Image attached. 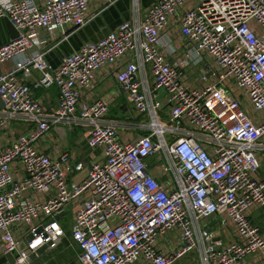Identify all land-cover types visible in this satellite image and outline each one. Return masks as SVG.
Returning a JSON list of instances; mask_svg holds the SVG:
<instances>
[{"label":"built area","instance_id":"1","mask_svg":"<svg viewBox=\"0 0 264 264\" xmlns=\"http://www.w3.org/2000/svg\"><path fill=\"white\" fill-rule=\"evenodd\" d=\"M95 1L0 0V20L18 33L0 47V65L14 62L0 75V133L11 121L32 125L0 147V257L29 264L55 249L65 237L58 217L70 208L80 253L69 264H264V0H157L142 21L52 66L38 32L80 30ZM172 20L179 49L166 34ZM198 65L205 73L189 84ZM104 68L132 108L134 137L106 122L107 101H83ZM32 71L58 91L50 115L16 77ZM75 127L87 166L37 149Z\"/></svg>","mask_w":264,"mask_h":264},{"label":"crops","instance_id":"2","mask_svg":"<svg viewBox=\"0 0 264 264\" xmlns=\"http://www.w3.org/2000/svg\"><path fill=\"white\" fill-rule=\"evenodd\" d=\"M157 0H137L135 5L133 0H115L112 5H106L102 0H96L89 7L88 23L78 31L65 29L62 34L59 30L51 33L40 30L38 33L46 42L42 51L45 59L52 66H57L61 59L73 52L78 51L82 45L89 42L97 41L108 33L115 31L123 22L133 23L142 21L146 15L148 8ZM40 4L42 0H35ZM166 34L176 40V46L179 49L180 39L178 38L177 22L171 21L170 28ZM11 36L5 20H0V47L9 43ZM35 48L31 47L26 54L34 53ZM126 62L121 60L117 65L121 66ZM14 70V62L9 61L0 65V75L9 74ZM113 68H104L97 72L95 83L89 92H84L83 101L92 102L94 100H105L109 104V110L105 117L106 122L121 125V119L126 118L134 126L133 111L125 99V95L115 82ZM16 77L26 83L32 90L34 98L44 107V113L50 115L57 106L59 94L55 87L44 88L39 83V74L32 71L25 76L22 72L16 73ZM196 74L189 73L188 83L195 85ZM1 111V110H0ZM127 116V117H126ZM127 124V123H125ZM32 125L29 122L19 119L11 121L8 128L0 133V147L3 141L11 137H17L27 131ZM122 127L118 126L117 130L123 137L130 138L131 135L124 133ZM37 149L50 156H57L60 152H68L72 160L82 161L85 166L90 163V155L86 149L83 137V129L75 127L62 142L55 132L43 137L36 144ZM99 155V152H96ZM84 172L75 175L83 176ZM70 215L71 209H66L59 217V221L64 229L65 237L58 243L55 249L42 248L38 251L37 257H31L29 264H69L73 262L80 253L75 243L70 238ZM264 233V226L262 227ZM228 239V236L223 237ZM163 248V247H161ZM188 259V258H186ZM189 259L184 264H188Z\"/></svg>","mask_w":264,"mask_h":264},{"label":"rangeland","instance_id":"3","mask_svg":"<svg viewBox=\"0 0 264 264\" xmlns=\"http://www.w3.org/2000/svg\"><path fill=\"white\" fill-rule=\"evenodd\" d=\"M205 70H206V66H203V65H198V66H196V67H193V69H192V71L197 75V74H204L205 73ZM161 98L163 99V104H164V101H166L165 99H166V96L164 95V94H161ZM166 103V102H165ZM127 117V116H126ZM119 121H121V123H124V124H119L118 126H120V127H122L121 128V130L124 132V133H128V134H130L132 137H134V136H136V135H138V131L136 130V126L134 125V126H131V125H128V123H130V121L129 120H126V118H123V119H121V120H119ZM160 121L161 122H163L164 120H163V118L161 117L160 118ZM125 123H127V124H125ZM259 159H260V157H258ZM162 160H163V162H165V160H164V158L160 155L159 156V161L160 162H162ZM152 162V165H154L156 162H155V160L154 161H151ZM156 170L157 169H154V173H156ZM187 257H185V258H183V259H181V260H179L177 263H175V264H184L185 262H186V260H188V259H186Z\"/></svg>","mask_w":264,"mask_h":264},{"label":"water","instance_id":"4","mask_svg":"<svg viewBox=\"0 0 264 264\" xmlns=\"http://www.w3.org/2000/svg\"><path fill=\"white\" fill-rule=\"evenodd\" d=\"M6 23H7V27L9 29V33H10V36H11V40H14L17 38L18 36V33L17 31L14 29V27L9 23V21L5 20ZM209 76V75H208ZM0 110H3V104L0 100ZM61 216V215H60ZM59 216V217H60ZM58 217V218H59ZM0 264H15V260H14V257L12 254H6L2 257H0Z\"/></svg>","mask_w":264,"mask_h":264}]
</instances>
